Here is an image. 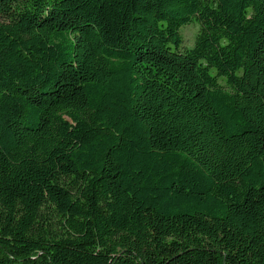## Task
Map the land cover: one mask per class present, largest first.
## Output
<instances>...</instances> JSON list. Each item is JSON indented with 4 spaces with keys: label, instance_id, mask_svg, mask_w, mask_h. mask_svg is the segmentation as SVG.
I'll use <instances>...</instances> for the list:
<instances>
[{
    "label": "trees",
    "instance_id": "16d2710c",
    "mask_svg": "<svg viewBox=\"0 0 264 264\" xmlns=\"http://www.w3.org/2000/svg\"><path fill=\"white\" fill-rule=\"evenodd\" d=\"M0 264H264V0H0Z\"/></svg>",
    "mask_w": 264,
    "mask_h": 264
},
{
    "label": "rangeland",
    "instance_id": "374dc122",
    "mask_svg": "<svg viewBox=\"0 0 264 264\" xmlns=\"http://www.w3.org/2000/svg\"><path fill=\"white\" fill-rule=\"evenodd\" d=\"M196 32H197L196 24H189L187 26H183L180 29V35H182V39H183V48L193 47Z\"/></svg>",
    "mask_w": 264,
    "mask_h": 264
}]
</instances>
